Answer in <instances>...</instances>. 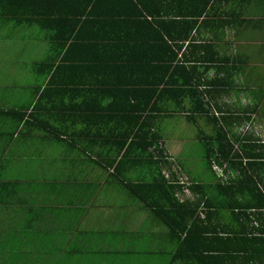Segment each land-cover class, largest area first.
Listing matches in <instances>:
<instances>
[{"label":"trees","instance_id":"16d2710c","mask_svg":"<svg viewBox=\"0 0 264 264\" xmlns=\"http://www.w3.org/2000/svg\"><path fill=\"white\" fill-rule=\"evenodd\" d=\"M56 3L36 11L40 26L76 33L55 36L63 43L35 63L48 81L32 116L56 118L46 126L70 144H102L110 176L135 174L125 179L131 196L186 234L179 250L199 239L190 252L197 262L264 264V137L254 126L264 129V75L245 72L251 62L239 48L253 37L241 31L263 38L264 16L249 18L240 0ZM177 116L194 127L215 179L198 178L168 151L166 121ZM174 163L188 183L165 177Z\"/></svg>","mask_w":264,"mask_h":264},{"label":"crops","instance_id":"0c3cea01","mask_svg":"<svg viewBox=\"0 0 264 264\" xmlns=\"http://www.w3.org/2000/svg\"><path fill=\"white\" fill-rule=\"evenodd\" d=\"M56 1L0 0V264H203L190 255L199 239L179 250L186 234L170 231L162 216L131 196L125 179L135 174L110 176L114 169L102 144L85 150L49 130L47 123L57 121L53 116H32L48 81L34 61L49 58L56 42L63 43L62 34L76 33L40 26L44 16L36 11L44 3L58 7ZM240 1L249 18L264 16V0ZM28 24L35 30L18 39ZM233 36L228 32L226 39ZM259 74L264 69L254 76ZM196 138L173 136L165 144L181 162L191 161Z\"/></svg>","mask_w":264,"mask_h":264},{"label":"rangeland","instance_id":"374dc122","mask_svg":"<svg viewBox=\"0 0 264 264\" xmlns=\"http://www.w3.org/2000/svg\"><path fill=\"white\" fill-rule=\"evenodd\" d=\"M248 14L253 16L249 12H248ZM0 30H1V32H4L5 28L0 27ZM34 30L35 29H34L33 25L28 24L24 28L19 29V35L17 38L22 39L25 35H26V37H29V36H31V34L33 33ZM40 34L42 36L48 37L47 31L41 30ZM248 36H253L254 38L247 40V39H242L243 37H241L239 48L241 50V54L243 55V57L246 56L250 60V62H251L250 67L252 69L250 72V76H254V74H256L258 71L264 69V47H263L264 33H263V38H260L255 31L253 33L249 32ZM249 43H255L257 46L250 47V45H248ZM47 46L50 47V45H47ZM54 48L57 49L56 47H54ZM46 49H47V47H46ZM258 55L260 56L259 58H258ZM253 58H255V59H253ZM38 61H39V59H36V61H34V63H33L34 69H35V63ZM26 66L27 65H24L23 68H25ZM5 68H10V65L5 66ZM31 73L32 72L29 69V75L32 77ZM11 83H9V84H11ZM260 86L263 90L264 89V79L262 77H261ZM13 91H18V90L16 88H14L11 92L13 93ZM243 96L246 97V93H244L242 95V97L240 98L241 100L243 99ZM260 118L264 119V105H262V108L260 110ZM254 126H255V129L257 130L255 132H257V134L264 137V129L261 126H259V124H257V123ZM169 128H170V133L172 136L182 137V138H193V132H191V131L193 130L194 127L192 125H190L189 123L184 122V119L180 120V118H178V116L170 124ZM170 148H171V146H170ZM171 150H172V148H171ZM191 152H192L191 157L193 158V160L189 161V160L182 159V162L189 165L191 167V171L193 172V174L195 176H197L198 178H200L202 180H206V181H210V180L215 179L214 173L206 166V164L203 160L204 147H203L202 143L197 142L195 144V146L192 147Z\"/></svg>","mask_w":264,"mask_h":264},{"label":"built area","instance_id":"2783aa9c","mask_svg":"<svg viewBox=\"0 0 264 264\" xmlns=\"http://www.w3.org/2000/svg\"><path fill=\"white\" fill-rule=\"evenodd\" d=\"M172 172H174L175 174H176V173L178 174L179 179H180V181H181L182 183H188V179H187V177H185V176H183V175L180 174L178 168L175 166V163L173 164V168H172L171 171H169V170H165L163 173H164L165 177H166L167 179H169V178H171ZM219 172H220V173H219ZM218 174H219V176H223V175H224V173L221 172V170L218 171ZM188 194H190V192H188Z\"/></svg>","mask_w":264,"mask_h":264},{"label":"bare ground","instance_id":"6f19581e","mask_svg":"<svg viewBox=\"0 0 264 264\" xmlns=\"http://www.w3.org/2000/svg\"><path fill=\"white\" fill-rule=\"evenodd\" d=\"M260 150V149H259Z\"/></svg>","mask_w":264,"mask_h":264}]
</instances>
